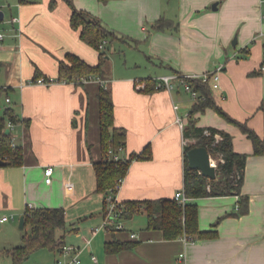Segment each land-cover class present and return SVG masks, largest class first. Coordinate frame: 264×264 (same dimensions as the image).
<instances>
[{"label": "crops", "instance_id": "0c3cea01", "mask_svg": "<svg viewBox=\"0 0 264 264\" xmlns=\"http://www.w3.org/2000/svg\"><path fill=\"white\" fill-rule=\"evenodd\" d=\"M71 1L122 34L116 41L138 50L137 60L149 61L153 67L140 71L126 65L118 71L110 54L104 79L33 83L38 71L44 77H58L60 60H66L68 52L94 65L99 51L72 26L68 0H11L10 17L5 25L1 24L5 18L0 20L5 33L0 87L8 89L1 102L11 105L19 118L10 132L14 143L23 147L24 162L0 164V216L12 215L10 222L29 208L64 207L67 226L57 228L56 236L83 248L82 264H264V153H256L242 126L213 107L196 113L198 125L228 131L234 149L248 155L241 193L249 196V212L233 213L239 194L189 198L198 205L200 229L217 231L189 244L182 237L169 239L161 229L149 228L145 205L133 215H146L137 230L110 227L94 235L91 231L102 224L106 207V194L97 189L95 167L103 158L99 99L103 84L112 88L116 124L127 130L121 153L131 156L115 191L121 202L172 198L184 190L185 136L177 119L185 124L196 99L182 87L148 91V77L204 73L223 65L220 87L213 90L216 104L264 142V1ZM0 9L5 10V5ZM162 15L172 25L153 30L148 37L146 23ZM138 82L146 83L145 88L139 89ZM6 96L11 97L9 104ZM48 165L54 167L51 182L46 181ZM69 233L75 240H67ZM114 239L135 245L109 252L107 243ZM182 252L186 257L180 256Z\"/></svg>", "mask_w": 264, "mask_h": 264}, {"label": "trees", "instance_id": "16d2710c", "mask_svg": "<svg viewBox=\"0 0 264 264\" xmlns=\"http://www.w3.org/2000/svg\"><path fill=\"white\" fill-rule=\"evenodd\" d=\"M108 2L110 0H100ZM73 8L71 17L72 26L80 30L83 40L94 46L99 51L97 64H90L75 53L68 52L66 60H60L58 81L84 83L91 78L104 79L107 72L104 68L108 60L107 43L122 39L123 35L110 27L99 16L80 9L68 0ZM148 28V37L153 30H164L170 27L172 21L161 16L151 22ZM148 39V38H147ZM42 76L37 73L35 78ZM147 90L156 88L154 77H148ZM198 92V98L193 104L187 121L184 124V136L189 139L185 144V167H184V191L189 198L206 195L239 194L238 207L235 214L249 212V196L241 193L244 181L245 167L248 155L236 151L233 145L231 133L214 126L198 125L197 112H204L208 107L217 109L226 119L239 124L252 139L255 152L264 153V142L260 136L245 123H241L225 113L219 107L213 94V88L209 83L200 78L188 80ZM8 89L0 87V159L6 161L4 165L20 166L24 162L22 145L15 144L12 132L6 133L7 120L18 121L19 118L11 105L1 102L2 95ZM101 108V130L103 158L96 162L97 189L108 195L115 190L118 179L125 176L131 161V156L126 157L121 149L126 146L127 130L118 126L115 120L114 101L112 98L111 85H102L99 91ZM206 130L209 131L206 132ZM217 134L220 138H217ZM196 145L206 146L213 157L218 159L217 177L210 179L197 168L189 165L187 151ZM112 150V152H110ZM115 154H119L118 159ZM137 156L138 154H134ZM125 208L123 217L129 218L141 212L142 205L149 217V228L161 229L166 238L174 239L184 235L196 239L217 235V231H203L198 221V205L190 203L181 204L175 196L172 198L147 199L143 201L129 200L122 202ZM25 224H30L31 231L23 236L20 245L3 249V253L12 258L13 264H21L33 251L40 247H47L53 251H60L65 244L63 237L57 238V228H66V210L61 206H38L29 208L25 214ZM25 225V226H26ZM116 230V229H111ZM133 241L114 239L107 243L109 252L131 248Z\"/></svg>", "mask_w": 264, "mask_h": 264}, {"label": "built area", "instance_id": "2783aa9c", "mask_svg": "<svg viewBox=\"0 0 264 264\" xmlns=\"http://www.w3.org/2000/svg\"><path fill=\"white\" fill-rule=\"evenodd\" d=\"M264 1V0H262ZM1 6V5H0ZM18 17L14 16L13 20H17ZM5 37V33L3 29L0 26V46L2 45V40ZM224 66L219 65L216 69L204 72V73H180V72H172L168 74H162L154 77L156 81V88L158 89H168V90H176L182 87L186 91L190 92L194 99L198 98V92L194 89L192 84L188 81L189 78H200L203 82L209 83V85L213 89H217L220 87V73L223 70ZM262 69H264V65L262 66ZM58 81L56 78L53 77H44L40 76L32 80L33 83H44V84H51ZM145 84L143 82H138L137 87L139 89L145 88ZM11 97L6 96L5 102L9 104L11 102ZM177 108L178 105H175ZM0 107V112H1ZM177 121L180 123L181 126L184 127L182 118L178 117ZM15 125V121H12L11 119L7 120V127L12 129ZM206 132L209 133L208 130ZM217 138H220V135L217 134ZM185 144L189 142V139L185 137L184 139ZM112 152V150H110ZM120 157L119 154H115V158L118 159ZM214 160V159H213ZM216 167H218L217 161L213 162ZM54 172V167L52 165H48L45 169V175H46V181L51 182L52 180V174ZM124 176H121L117 184L115 186V190L111 191L108 195H106V207L104 211V219L102 224L96 225L95 227L91 228V231L94 234H96L101 229H109L110 227H113L114 229H124L125 225L122 223V219L125 208L121 201L117 200L115 196V191L119 188L123 181ZM175 198L181 203L186 204L189 200V197L185 194L184 190H179L175 194ZM12 217V215L4 214L0 216V223H3L7 220H9ZM131 236H136L135 232H131ZM184 241L186 243H194L195 239L188 237L186 235L182 236ZM88 243L91 242V239H87ZM83 251V248L80 246H76L74 244H64L61 253L63 255V258H58L55 264H77L81 262L80 256ZM181 257H186V253L182 252L180 254ZM93 258L95 259L96 256L93 255Z\"/></svg>", "mask_w": 264, "mask_h": 264}, {"label": "rangeland", "instance_id": "374dc122", "mask_svg": "<svg viewBox=\"0 0 264 264\" xmlns=\"http://www.w3.org/2000/svg\"><path fill=\"white\" fill-rule=\"evenodd\" d=\"M11 4V0L6 3V0H0V5H5V19L1 21L2 25H5L6 21L10 17V10L13 7ZM148 28H151V24L149 22L146 23ZM132 46L125 42L121 41H113L112 43H107V52L112 58L113 67L121 71L125 68L126 65L129 67H134V69H140L143 71L145 69H151L152 64L148 62L141 61L139 62L138 55L140 52L136 49H131ZM136 61V62H135ZM137 65V66H136ZM114 72V71H113ZM156 77V76H155ZM3 102V100H2ZM144 214V213H143ZM146 215L138 214L133 216L132 218H123L122 223L126 228L137 230L139 229L144 222ZM20 216L16 217L12 221H7L6 223L0 224V264H13L12 258L3 253V249L7 247L15 246L18 243L23 242L22 237L31 231L30 224H27L23 228L19 226ZM94 225L93 227H95ZM74 233H69L67 235V240H75L71 239V236ZM73 244V243H67ZM84 254L80 256L82 264ZM58 258H63L61 251H53L47 247H40L37 250L33 251L32 254L25 259L21 264H55Z\"/></svg>", "mask_w": 264, "mask_h": 264}, {"label": "water", "instance_id": "95a60500", "mask_svg": "<svg viewBox=\"0 0 264 264\" xmlns=\"http://www.w3.org/2000/svg\"><path fill=\"white\" fill-rule=\"evenodd\" d=\"M5 14H6L5 10L0 9V20H3L5 18ZM10 131H11L10 128L7 127L6 133H10ZM187 156L189 160V165L192 168L199 169L202 174H204L210 179H215L217 177V167L213 163L214 162L213 156L206 146L203 145L193 146L187 151ZM0 164L4 165L6 164V161L0 159ZM19 226L22 228L25 226L24 214L21 215Z\"/></svg>", "mask_w": 264, "mask_h": 264}, {"label": "bare ground", "instance_id": "6f19581e", "mask_svg": "<svg viewBox=\"0 0 264 264\" xmlns=\"http://www.w3.org/2000/svg\"><path fill=\"white\" fill-rule=\"evenodd\" d=\"M214 90V89H213Z\"/></svg>", "mask_w": 264, "mask_h": 264}]
</instances>
